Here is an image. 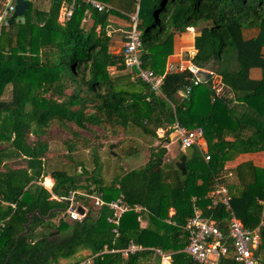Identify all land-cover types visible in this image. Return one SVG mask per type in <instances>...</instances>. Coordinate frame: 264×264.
<instances>
[{
	"label": "trees",
	"instance_id": "obj_1",
	"mask_svg": "<svg viewBox=\"0 0 264 264\" xmlns=\"http://www.w3.org/2000/svg\"><path fill=\"white\" fill-rule=\"evenodd\" d=\"M2 1L0 11L6 5ZM27 1L23 22L0 23V264H59V259L76 255L67 264L90 256L92 264H159L153 248L169 253L170 264H198L183 251L188 243L184 225L193 207L224 234L228 231L225 206L207 209L215 178L227 186L230 207L243 226H259L260 244L252 253L256 264H264V168L252 160L224 168L240 154L264 150V0H139V57L143 67L163 74L159 93L125 67L122 49H111L109 14L130 21L137 0H100L113 7L110 13L78 0L64 23L58 21L62 0H48L47 6ZM188 27L198 34L195 52L186 59L218 75L221 91L211 86V78L194 83L188 68L164 72L173 36ZM252 29L258 30L255 35H244ZM255 70L259 76L253 75ZM201 84L210 90L195 95ZM186 87L190 92L183 97L179 91ZM175 121L185 129L202 127L208 160L196 146L179 151V159L185 156L182 173L176 163H162L160 147H154L142 166L108 184L89 177L104 199L122 194L145 206L144 227L128 211L115 234L106 206H89L80 221H71L64 215L66 203L51 199L39 183L48 174L44 161L49 145L42 135L52 123L73 125L74 135L88 125L111 134L133 125L152 137L163 129L161 138L169 142ZM49 175L52 193L91 192L88 183H79V175L66 169L53 168ZM76 200L85 202L80 196ZM169 208L174 209L171 216ZM29 219L28 232L18 237ZM130 240L145 249L127 258L102 252L123 248Z\"/></svg>",
	"mask_w": 264,
	"mask_h": 264
},
{
	"label": "built area",
	"instance_id": "obj_2",
	"mask_svg": "<svg viewBox=\"0 0 264 264\" xmlns=\"http://www.w3.org/2000/svg\"><path fill=\"white\" fill-rule=\"evenodd\" d=\"M15 1L16 0H6L5 7L0 11V23H7L13 12ZM75 1L78 0H62L58 12V21L60 23H64L70 18ZM79 1L87 3L90 7L100 12L110 13L113 9L110 4L100 0ZM138 6L139 0H137L135 11L130 14V30L126 35L122 47L123 62L126 68L135 71V76L138 79L147 83L153 91L158 92L163 74H156L151 69L143 67L139 57L140 33L136 28ZM184 68H188L194 73V83L200 81L199 75H197L198 68L193 66L190 62L187 64H183L182 62L177 64L170 63L165 67L164 72L182 70ZM189 92V87L179 91L180 95L183 97H186ZM171 127L172 134L176 135L177 140H179V147L181 150L196 146L202 153L204 160L209 159L207 143L203 135L202 127L196 126L191 129H185L183 126L179 125L177 121H175ZM159 131L162 130L160 129ZM39 183L46 188L44 181ZM90 190L91 192L85 190H72L68 191L66 194L59 195L52 193L50 189V198L66 203L64 215L71 221H80L84 217L89 206H106L111 211V215L107 218V221L113 225L112 231L115 234H118L117 226L119 225L121 215L128 211L136 214V221L140 227L146 225L144 216L148 212V209L145 206L126 201L122 194H119L113 199L106 200L103 198L102 191L96 189L94 185L90 187ZM77 196L82 197L85 202H78L76 200ZM209 197L210 204L207 205V209L221 203L228 210L227 234H224L212 219L203 215L200 208L193 207V213L186 220L184 225V229L188 235V243L183 248V251L198 264H223L221 261L222 258L230 259L237 264H256V259L252 252L257 249L260 244L259 226L252 229L243 226L240 219L235 216L230 207V196L227 186L224 183H220L218 178H215V183L209 192ZM78 207H81L83 213L78 211ZM173 213L174 209L169 208L168 215L171 216ZM260 224H262V222H260ZM3 227L4 221L2 220L0 221V232ZM143 249H145V247L141 244H137L130 240L123 248H104L102 252H118L122 258H127L130 254ZM153 251L154 255L160 257L159 264H170L169 253H164L159 248H153ZM77 264H92V256L79 261Z\"/></svg>",
	"mask_w": 264,
	"mask_h": 264
},
{
	"label": "rangeland",
	"instance_id": "obj_3",
	"mask_svg": "<svg viewBox=\"0 0 264 264\" xmlns=\"http://www.w3.org/2000/svg\"><path fill=\"white\" fill-rule=\"evenodd\" d=\"M40 1V5H48V0ZM1 4L5 5L6 0L2 1ZM113 15L121 18V24H118L121 30H130V25L127 23L129 21H125V18L119 14L115 13ZM107 27H109V24ZM257 31V29H252L249 32L245 31L244 35L247 37L255 35ZM114 34L111 49L117 52L122 49L125 39L122 36L124 35L123 31H117ZM115 40L120 41L116 42ZM189 46L182 43L178 48V51L182 54V60L186 59V54L189 53L190 49ZM187 62L183 64H187ZM253 75L259 76L260 72L255 70ZM211 79V86L217 91H221L219 76L213 75ZM205 90H210V86L201 84L196 87L195 95L203 94ZM75 130L76 128L73 125L63 128L56 123H52L46 133L42 135V139H45L49 145L44 161L48 174L53 168L66 169L71 174L79 175L78 182L81 184L88 183L92 186L93 183L89 180L90 176H95L103 183L108 184L113 178L120 176L123 172L142 166L154 147L165 149V152L162 153V163L174 164L179 161L178 153L181 150H179L180 148L176 141L177 136H172L173 142L169 144V142L162 140V136L158 137L157 133H162L159 129L153 137L144 134L141 129L133 125L118 131L116 134L107 133L102 127L91 125H88L85 129H77V134L74 135L73 131ZM30 139H34V136H30ZM109 143H114L111 149L108 146ZM69 144L72 147L71 151L68 150ZM258 152L261 153L252 155L251 159L258 167L264 168V150ZM11 165L15 166L16 164ZM227 167H230L228 162L224 165V168ZM46 183L47 186H50L48 181Z\"/></svg>",
	"mask_w": 264,
	"mask_h": 264
},
{
	"label": "crops",
	"instance_id": "obj_4",
	"mask_svg": "<svg viewBox=\"0 0 264 264\" xmlns=\"http://www.w3.org/2000/svg\"><path fill=\"white\" fill-rule=\"evenodd\" d=\"M131 14V13H130ZM130 14H129V16H130ZM125 21H127L126 19H124ZM108 22H109V27H108V32L109 33H111V35H112V37H113V34H114V32H117V31H123V33H124V35H122L123 37H124V39L126 38V35H127V33L129 32V30L128 31H126V30H121L120 29V27H119V25L118 24H121V18H119L118 16H116V15H113V14H109V16H108ZM129 25H130V21L129 22H127ZM130 27V26H129ZM198 34V31H197V29H195L194 27H188L187 28V30L185 31V32H183V33H180V34H175L174 36H173V54H171V55H169L168 57H167V60H166V64H165V67L168 65V64H170V63H173V64H177V63H180V62H182V63H184V62H190L189 60H182V54H181V52L180 51H178L179 49V47L181 46V44L182 43H185V44H187V45H190L189 46V53L188 54H190V53H194L195 52V48H194V37H195V35H197ZM115 35V34H114ZM121 40V39H120ZM120 40H115L116 42H119ZM115 42V43H116ZM113 51H115V50H113ZM119 51V50H118ZM116 52V51H115ZM190 55H192V54H190ZM187 62V63H188ZM219 84L221 85V83H220V80H219ZM222 86V85H221ZM216 90V89H215ZM217 91V90H216ZM156 93H159V91L158 92H156ZM160 130V129H159ZM162 131H163V129H161ZM173 132H171L170 133V140H169V144H171L172 142H173V137L172 136H174L173 134H172ZM158 134V137L161 135H163V133H157ZM160 136V137H161ZM176 141H177V143H178V145H179V140H177L176 139ZM180 148V147H179ZM179 150H181V149H179ZM186 150V149H185ZM181 151H184V150H181ZM258 153H261V152H255V153H244V154H240V155H238L233 161H231V162H228L229 163V166L230 167H232V166H234V165H236L237 163H239V162H241V161H244V160H252L251 159V156L252 155H256V154H258ZM253 161V160H252ZM253 163H254V161H253ZM255 165H256V163H254ZM45 180H49L50 181V186H46L45 184V186H46V189L50 192V189H51V187H52V184H53V179L50 177V175L49 174H46L45 176H43V181H44V183H45ZM41 182V181H40ZM42 185V184H41ZM43 186V185H42ZM44 187V186H43ZM45 188V187H44ZM173 209V208H172ZM145 223H147V221H145ZM80 254H82V255H85V254H87V251H82V252H80ZM78 255H76V256H73V257H71V258H68V259H64V258H61V259H59V264H67V263H69V262H71V261H74L75 260V258L77 257Z\"/></svg>",
	"mask_w": 264,
	"mask_h": 264
},
{
	"label": "water",
	"instance_id": "obj_5",
	"mask_svg": "<svg viewBox=\"0 0 264 264\" xmlns=\"http://www.w3.org/2000/svg\"><path fill=\"white\" fill-rule=\"evenodd\" d=\"M28 7V1L27 0H16L15 4H14V9L12 14L10 15L8 21L11 22L12 20L19 18L21 22L24 21V11L25 9ZM197 75H199V80L200 82H205L207 80H209L210 78L213 77L214 73L212 71L209 70H205V69H198L197 70ZM237 113H239V109L237 110ZM109 148L111 149L114 146V143H109ZM160 152L164 153L165 149L164 148H160ZM176 166L178 167V169L182 172L185 173L186 171V167H185V156H181L179 161L176 162ZM70 185V183H67L63 186H61V189H66V187H68ZM78 211L80 213H83V210L81 209V207H78ZM37 212V211H35ZM28 216L30 217L31 214H28ZM30 222V219L28 220V222L25 224V230L21 233L18 234V237L26 234L28 232V228L27 225Z\"/></svg>",
	"mask_w": 264,
	"mask_h": 264
},
{
	"label": "bare ground",
	"instance_id": "obj_6",
	"mask_svg": "<svg viewBox=\"0 0 264 264\" xmlns=\"http://www.w3.org/2000/svg\"><path fill=\"white\" fill-rule=\"evenodd\" d=\"M47 181L50 183V181H49V180H45V183H44V184H45L46 186H47V183H46Z\"/></svg>",
	"mask_w": 264,
	"mask_h": 264
}]
</instances>
